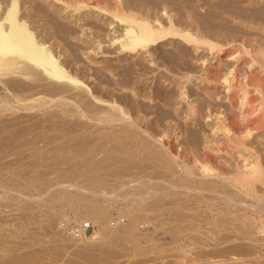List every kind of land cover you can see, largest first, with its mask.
<instances>
[{"label":"rangeland","instance_id":"rangeland-1","mask_svg":"<svg viewBox=\"0 0 264 264\" xmlns=\"http://www.w3.org/2000/svg\"><path fill=\"white\" fill-rule=\"evenodd\" d=\"M51 1H21L19 16L52 31L53 53L79 84H0L11 107L0 113V264H264V191L189 177L179 157L197 152L211 112L227 107L212 75L232 62L233 39L264 38V0H74L78 11ZM113 9L199 42L121 51ZM67 217L93 231L68 236Z\"/></svg>","mask_w":264,"mask_h":264},{"label":"bare ground","instance_id":"bare-ground-1","mask_svg":"<svg viewBox=\"0 0 264 264\" xmlns=\"http://www.w3.org/2000/svg\"><path fill=\"white\" fill-rule=\"evenodd\" d=\"M1 1L4 6L1 3L3 8L0 10V84L3 86V81L11 76H17V78L18 76L26 77L25 80L32 77L36 80L38 75L39 77L45 75V78L54 83L79 84L61 66L58 60L59 56L57 57L53 53L49 43V40L52 39V31L42 29L44 31L38 30L39 32L36 33L37 28L35 27L37 26L33 25L34 22L32 23L27 15L19 16V3L21 1L28 3V0ZM51 2L59 3L63 8H71L73 11H78L81 8L80 3L74 0H52ZM117 2L119 3L120 1L118 0ZM95 8L99 9V11H104L97 6ZM108 12L113 19L124 24V35L119 45L121 51L142 50L167 37H178L187 43L199 42L195 37L190 36L189 33H185L186 31L176 30L170 23L166 29H160L159 27L157 29L147 23L148 21L145 22L132 16L133 13L130 15L123 12V14L117 9ZM33 21H35V17ZM39 27L42 28L40 25ZM244 36L237 37L231 41L236 45L231 47L227 54L224 55L225 58L232 60L225 71H222L219 77H217L216 73L212 75V82L222 84L224 89L222 99L226 101L227 107L222 106L220 102L223 108H220L221 110L218 109L217 112L214 110L211 112L214 120L208 135H205L206 132L200 135L202 137H200L201 144L199 147L196 144L197 141L191 144V149H193V146L196 147L195 150L197 152L199 150L202 155L196 154L197 152L194 153L191 150L187 151V148H185L180 150L179 157L184 159V163L185 160H188L186 162L192 164V167L185 166L189 177H197L200 180H216L220 185H226L227 189L230 188V190L237 192L259 196L258 188L264 191V38L260 39L259 37V40H257L253 37ZM208 42L200 40V43L207 46L210 53L219 55L222 52V47ZM216 57H218L217 60L223 58V56ZM16 99V101L20 100L17 97ZM9 108L11 107H9L8 102L6 103V99L5 101H0V113L7 111V109L9 110ZM197 111L195 107L187 106L186 119H189L190 123L193 121L192 117ZM150 134L153 135L152 133ZM215 136L216 140L213 139ZM198 155L204 157L205 160L203 161ZM212 160L214 161L211 162Z\"/></svg>","mask_w":264,"mask_h":264},{"label":"built area","instance_id":"built-area-1","mask_svg":"<svg viewBox=\"0 0 264 264\" xmlns=\"http://www.w3.org/2000/svg\"><path fill=\"white\" fill-rule=\"evenodd\" d=\"M61 230H63L68 236L74 238H85L86 235L93 231V228L89 222L76 221L71 217L61 219L59 223ZM206 264H215L214 262H209Z\"/></svg>","mask_w":264,"mask_h":264}]
</instances>
